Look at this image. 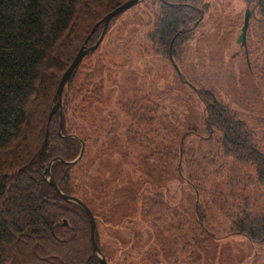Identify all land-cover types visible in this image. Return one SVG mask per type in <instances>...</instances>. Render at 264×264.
<instances>
[{"label": "rangeland", "instance_id": "rangeland-1", "mask_svg": "<svg viewBox=\"0 0 264 264\" xmlns=\"http://www.w3.org/2000/svg\"><path fill=\"white\" fill-rule=\"evenodd\" d=\"M199 1L207 13L176 60L183 77L212 92L248 126L264 130V22L258 9L246 39L249 69L237 44L244 3ZM151 2L119 17L90 60L105 66L102 101L86 119L87 129L98 132L89 137L85 161L71 171L73 194L89 198L107 224L98 228L109 264H264V247L231 230L245 202L257 203L252 213L264 210V188L250 167L223 155L197 96L151 42L158 11ZM111 117L113 145L103 140Z\"/></svg>", "mask_w": 264, "mask_h": 264}, {"label": "trees", "instance_id": "trees-1", "mask_svg": "<svg viewBox=\"0 0 264 264\" xmlns=\"http://www.w3.org/2000/svg\"><path fill=\"white\" fill-rule=\"evenodd\" d=\"M127 1L0 0V264H100L92 251L87 216L78 206L56 195L45 180L44 171L52 161L51 176L60 191L78 198L91 210L97 244L107 260L100 245L98 223L100 229L107 224L94 214L88 197L86 201L73 194L70 175L85 161L89 137L98 132L92 127L87 129L86 119L94 105L102 101L105 66L102 60H90L113 23L150 0H142L114 17L96 50L74 70L62 93L61 126L58 114L51 115V109L60 79L81 47L95 45L104 17ZM241 1L251 13L250 20L254 9H258L264 22V0ZM150 5L158 8L151 42L166 54L179 83L197 96L206 129L218 135L223 155L250 167L256 184L264 188V130L248 126L212 92L189 83L176 63L184 44L202 23L206 5L199 0H152ZM243 51L250 69L248 48ZM261 72L264 76V64ZM135 115L138 117L137 111ZM107 122L111 128L103 134V140L113 145L116 122L112 117ZM80 142L84 144L83 154L70 164L79 155ZM90 144L96 145L97 140L92 139ZM183 144L184 137L177 161L181 177ZM192 188L198 196V190ZM248 202L232 224V233L264 247V210L252 213L257 203L253 205L251 199Z\"/></svg>", "mask_w": 264, "mask_h": 264}, {"label": "water", "instance_id": "water-1", "mask_svg": "<svg viewBox=\"0 0 264 264\" xmlns=\"http://www.w3.org/2000/svg\"><path fill=\"white\" fill-rule=\"evenodd\" d=\"M141 1L142 0H129V1L125 2L124 4H122L121 6H119L118 8H116L115 10H113L112 12H110L108 15H106L103 19L102 32H101L97 42L95 43V45H93L92 47L82 46L81 49L79 50V52L77 53V55L75 56V58L73 59L72 63L68 67V69L64 72V74H63L62 78L60 79V82L57 86V89H56V93H55L56 103L53 105V107L51 109V115L58 114L60 126H61V119H62V93H63V89H64L67 81L71 77L72 73L77 68V66L80 64L82 59L86 55L94 52L96 50V48L99 46L100 42L102 41V39H103L107 29H108L110 21L114 17H116V16L128 11L129 9L133 8L134 6L139 4ZM250 17H251L250 11L246 10L244 13V17H243V25L241 27L240 35L237 38V44H239V46L241 48H243L245 51H247L246 39H247V31H248V27H249ZM187 85H189L193 90H195V88L192 85H190L189 83H187ZM78 141H80V140H78ZM80 143H81V149H80L79 155L74 161L70 162V164H74L75 162H77L83 154L84 144L82 142H80ZM45 146H46V138H45L44 143L42 145V152L45 150ZM58 161L61 162V160H58ZM53 164H54V161H52L49 164L48 168L45 169V171H44L45 180L47 181L49 186L54 189L56 195L61 197L64 201L75 204L85 213V215L88 218L89 224H90V242H91L93 254L96 256V258L98 259L100 264H108L107 260L105 259L104 255L100 251L98 244H97V240H96L97 227H96L95 219H94V216H93L91 210L89 209V207L87 205H85L78 198L67 196L60 191L59 187L57 186V184L55 183V181L53 180V178L51 176V167Z\"/></svg>", "mask_w": 264, "mask_h": 264}]
</instances>
